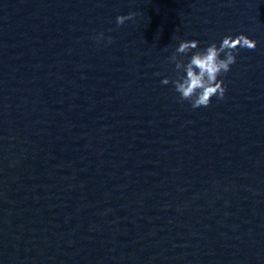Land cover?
Here are the masks:
<instances>
[{
  "label": "water",
  "instance_id": "obj_1",
  "mask_svg": "<svg viewBox=\"0 0 264 264\" xmlns=\"http://www.w3.org/2000/svg\"><path fill=\"white\" fill-rule=\"evenodd\" d=\"M240 32L223 99L162 83ZM0 264H264V0H0Z\"/></svg>",
  "mask_w": 264,
  "mask_h": 264
},
{
  "label": "clouds",
  "instance_id": "obj_2",
  "mask_svg": "<svg viewBox=\"0 0 264 264\" xmlns=\"http://www.w3.org/2000/svg\"><path fill=\"white\" fill-rule=\"evenodd\" d=\"M135 15L134 12L120 14L116 17V22L122 25ZM94 38L97 41L104 40L105 33L100 32ZM113 39L112 36L106 37L109 43ZM258 43L257 39L245 32L226 34L222 40L206 42L203 47L199 39H179L168 58L175 63V79L165 76L162 83L173 84L178 98L188 101L193 108L208 106L214 97H225L227 85L223 74L229 72L237 62L241 49L255 48Z\"/></svg>",
  "mask_w": 264,
  "mask_h": 264
}]
</instances>
